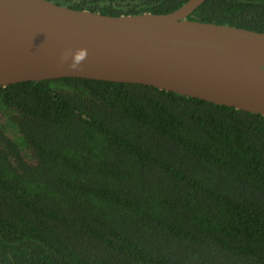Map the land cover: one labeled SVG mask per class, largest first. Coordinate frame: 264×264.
Segmentation results:
<instances>
[{"label": "trees", "instance_id": "1", "mask_svg": "<svg viewBox=\"0 0 264 264\" xmlns=\"http://www.w3.org/2000/svg\"><path fill=\"white\" fill-rule=\"evenodd\" d=\"M104 15L187 0H50ZM187 19L264 32V0ZM0 264H264V115L139 83L0 86Z\"/></svg>", "mask_w": 264, "mask_h": 264}, {"label": "water", "instance_id": "2", "mask_svg": "<svg viewBox=\"0 0 264 264\" xmlns=\"http://www.w3.org/2000/svg\"><path fill=\"white\" fill-rule=\"evenodd\" d=\"M162 14L104 15L50 0H0V86L61 77L139 83L264 115V32ZM85 47L79 71L60 63Z\"/></svg>", "mask_w": 264, "mask_h": 264}, {"label": "clouds", "instance_id": "3", "mask_svg": "<svg viewBox=\"0 0 264 264\" xmlns=\"http://www.w3.org/2000/svg\"><path fill=\"white\" fill-rule=\"evenodd\" d=\"M88 57V50L85 47H78L75 50L65 51L60 56V63H67L69 69L79 71L81 65Z\"/></svg>", "mask_w": 264, "mask_h": 264}]
</instances>
